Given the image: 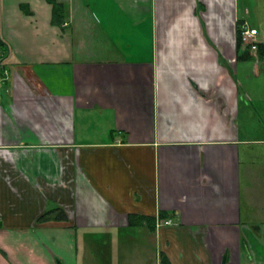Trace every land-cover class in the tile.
I'll list each match as a JSON object with an SVG mask.
<instances>
[{"label": "crops", "instance_id": "0c3cea01", "mask_svg": "<svg viewBox=\"0 0 264 264\" xmlns=\"http://www.w3.org/2000/svg\"><path fill=\"white\" fill-rule=\"evenodd\" d=\"M53 1L0 0V264H264V0Z\"/></svg>", "mask_w": 264, "mask_h": 264}, {"label": "trees", "instance_id": "16d2710c", "mask_svg": "<svg viewBox=\"0 0 264 264\" xmlns=\"http://www.w3.org/2000/svg\"><path fill=\"white\" fill-rule=\"evenodd\" d=\"M52 3L54 6L53 7L54 13H57L58 10H60L61 5L58 4L56 1H53V0H52ZM239 32H240V30H239ZM240 42H241V38H240ZM4 53H5L4 49L0 48V73L3 72L1 66L3 65V61H4V60H2L3 57L5 56ZM51 219H53V220H66L67 214L62 208L59 207V208L45 212L40 218V220H42V221L43 220H51ZM160 264H171L168 256L165 253H161V255H160Z\"/></svg>", "mask_w": 264, "mask_h": 264}, {"label": "built area", "instance_id": "2783aa9c", "mask_svg": "<svg viewBox=\"0 0 264 264\" xmlns=\"http://www.w3.org/2000/svg\"><path fill=\"white\" fill-rule=\"evenodd\" d=\"M241 43L246 47H250L253 50L259 48L258 41L256 36L258 35V30L256 28H251L246 22L240 25L239 32ZM172 219L162 218L159 222V225H170L172 224Z\"/></svg>", "mask_w": 264, "mask_h": 264}, {"label": "rangeland", "instance_id": "374dc122", "mask_svg": "<svg viewBox=\"0 0 264 264\" xmlns=\"http://www.w3.org/2000/svg\"><path fill=\"white\" fill-rule=\"evenodd\" d=\"M138 239H139L140 242L142 240H144L141 237H139ZM96 244H97V246H99V239L98 238H97ZM142 244H145V246H146V252L143 255L144 259L147 258L146 264H154V263H156L155 262V257H152V254H151V252L153 251L152 246H151V241L150 240H145ZM101 246H102V238H101ZM95 253H96V255H97L98 259H99L101 257L100 251L99 252H95Z\"/></svg>", "mask_w": 264, "mask_h": 264}]
</instances>
